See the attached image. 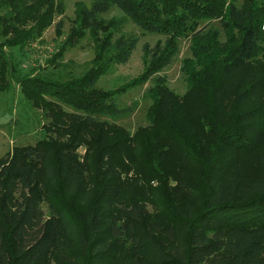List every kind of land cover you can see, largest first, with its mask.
<instances>
[{
    "label": "trees",
    "instance_id": "trees-1",
    "mask_svg": "<svg viewBox=\"0 0 264 264\" xmlns=\"http://www.w3.org/2000/svg\"><path fill=\"white\" fill-rule=\"evenodd\" d=\"M89 1L78 7L79 26L92 35L106 27L103 44L111 36L100 15L113 6L142 30L166 35L162 44H144V72L115 90L97 87L110 64L128 62L139 42L120 37L76 79L21 75L5 47L41 37L60 11L51 3L26 27L39 0H0V91L17 82L34 105L51 110L56 129L63 106L73 122L104 125L105 116L134 110L120 107L116 95L152 80L190 37L191 57L182 67L187 89L178 94L165 76H155L148 116L158 123L152 133L162 138L144 137L154 150L138 159L162 177L161 199L170 198L169 180L165 159L155 154L174 153L181 165L202 167L201 185L155 218L135 185L113 180L107 155L98 158L106 165L101 190L86 189L77 130L68 144L47 137L16 145L0 157V264H264V151L255 175L237 173L264 141V0ZM204 21L209 25L201 26ZM110 127L121 136L107 148H141L139 131L131 137ZM49 195L47 213L42 200Z\"/></svg>",
    "mask_w": 264,
    "mask_h": 264
},
{
    "label": "rangeland",
    "instance_id": "rangeland-1",
    "mask_svg": "<svg viewBox=\"0 0 264 264\" xmlns=\"http://www.w3.org/2000/svg\"><path fill=\"white\" fill-rule=\"evenodd\" d=\"M51 3L55 11L57 8L60 12L55 14L52 24L44 30L41 37L28 41L24 46L5 47L21 75L33 72L58 82L76 79L95 66L99 53H105L110 42H115L120 37H138L139 42L130 60L126 63L112 62L106 74L97 82L98 88L115 90L127 85L144 72L149 60L145 55L144 44L153 47L158 43H164L166 39L164 34L142 30L120 8L113 6L100 15L109 27L108 37L111 36V41L106 38L103 44L106 27L92 35L88 29L83 31V27L79 26L78 7L80 4L89 6V0H39L37 4L31 6L29 21L25 26L34 24L37 16ZM210 24L217 26L219 22L212 21ZM205 25H209V22L201 23V26ZM69 35L71 37L68 40ZM4 39L0 35V41ZM191 45L190 37L182 38L171 63L155 75L165 76L168 88L178 94H183L187 89L182 67L184 60L191 57ZM155 76L144 84L128 88L116 95L115 100L120 107L131 106L134 109L127 116L123 118L105 116L108 119L106 124L87 126L81 122H73V117L66 114L71 113V109L63 106L62 110L65 113L61 112L57 117L58 129L55 127L51 110L46 111L45 108L34 105L24 96L21 86L12 80L8 89L0 91V157L16 145L35 144L39 139L47 137L68 144L72 137L77 139L75 134L77 130L80 143L75 149L76 157L85 165L86 189L92 190L95 194L101 190L106 165L99 163L98 158L100 154L107 155L110 157L108 160L110 164L107 165L113 166V180L130 186L135 185V188L140 190L137 191L139 194L137 197L145 204L152 217L166 215L169 206L176 204L186 193L193 194L195 185H201L202 167L184 163L181 165L173 156L174 153L153 155L155 159L158 157L165 159L163 166L165 169H162L167 172L165 174L169 180L167 181L169 185L167 182L166 184L170 198L166 196L165 199H161L158 192L162 188L157 187L160 182L162 185L160 180L162 177L149 170L150 167L138 159L140 154L147 155L148 148L149 151L154 150V143H159L162 138L152 133L158 123H153L148 116L152 104L149 91L155 85ZM249 104L246 103L242 108H247ZM111 124L129 133L131 137L139 131L141 148L137 151H132V145L120 150L107 148L112 147L115 140L121 136L119 132L113 131ZM144 137L154 139V143L150 145ZM261 151H264V141L250 158L241 163L237 172L239 176L255 175L257 156ZM153 190L158 193L156 196ZM50 202V195L42 200V206L47 213L50 212Z\"/></svg>",
    "mask_w": 264,
    "mask_h": 264
}]
</instances>
